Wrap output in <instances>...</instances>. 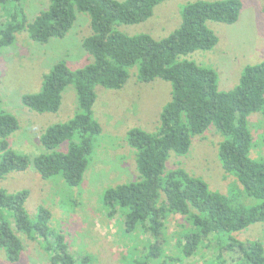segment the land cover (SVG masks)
Returning a JSON list of instances; mask_svg holds the SVG:
<instances>
[{"label":"trees","instance_id":"16d2710c","mask_svg":"<svg viewBox=\"0 0 264 264\" xmlns=\"http://www.w3.org/2000/svg\"><path fill=\"white\" fill-rule=\"evenodd\" d=\"M23 1L0 0L2 6L12 5L7 9V19L0 23V49L10 45L15 32L23 28L38 43L63 37L73 25L76 11L88 13L92 31L82 40L92 62L72 70L64 60L58 61L43 75L39 92L22 96L26 107L42 113L59 109L62 93L69 84L77 94L75 114L65 122L47 126L40 135V142L47 149L65 141L68 148L62 153L35 156L33 164L39 175L49 178L60 174L70 186L80 183L92 154L93 140L101 131L93 118L95 86L119 89L129 77V68L137 65L140 81L161 78L171 82L170 100L162 108L155 131L138 127L127 131V142L135 149L138 177L104 190L102 200L107 214L112 216L121 210L125 232L140 227L156 239L164 220L171 214H180L189 224L177 241L184 257L194 255L203 241L212 237L219 252L208 264H228L222 249L238 250L246 264H264L261 241H242L233 235L252 223L264 224V159L250 157L253 136L247 125L253 112L259 111L264 117V60L245 65L232 89L219 90L213 68L179 59L180 55L212 48L218 38L206 21L235 22L241 1L187 2L180 11V24L162 38L146 33L127 35L115 26L146 20L154 7L165 0H49L48 7L30 22ZM211 125L222 136L217 150L222 169L237 179L240 191L257 200L255 204L237 203L182 168L165 169L170 151L186 154L192 138ZM18 127L16 117L0 104V179L10 172L25 170L30 163L26 155L9 146L8 136ZM27 197L25 189L8 192L0 188V246L8 260L17 261L23 249L13 222L15 229L29 239L40 238L51 264H89L90 256L74 257L64 236L50 228L49 210L39 207L36 218L30 219L25 208ZM159 254L156 240L144 257L135 258L132 263L149 264ZM173 260L170 257L162 262Z\"/></svg>","mask_w":264,"mask_h":264},{"label":"rangeland","instance_id":"374dc122","mask_svg":"<svg viewBox=\"0 0 264 264\" xmlns=\"http://www.w3.org/2000/svg\"><path fill=\"white\" fill-rule=\"evenodd\" d=\"M191 1L195 0L162 1L146 20L119 24L115 28L127 35L146 33L154 38L165 37L180 24V11ZM240 1L242 8L235 22L206 21L218 38L212 48L179 56V59L213 68L217 72L219 90L232 89L245 65L264 60V0ZM22 4L30 22L48 7L49 0H25ZM11 8L9 4L0 5V23L7 19V9ZM91 32L88 13L76 11V19L63 37H51L46 43H38L30 38L27 28H23L15 32L10 45L0 49V104L16 117L19 125L8 136L9 146L30 159L25 170L10 172L0 179V188L8 192L27 190L25 208L30 219L36 218L39 207L49 210L50 228L64 236L68 251L74 257L90 256L89 264H133L135 258L148 253L156 240L160 254L151 258L149 264H163L162 260L170 257L174 260L166 264H208L219 252L214 238L204 240L189 257H184L178 247L183 229L189 227L184 216L169 215L156 239L140 227L131 233L125 232L122 211L118 209L112 216L108 215L102 200L107 188L137 179L135 149L127 142V131L138 127L153 132L158 128L162 108L170 100L171 82L161 78L140 81L135 65L129 68V77L121 88L96 85L93 118L101 131L93 140L92 154L80 183L70 186L60 174L42 178L35 169V156L67 151L68 141L47 149L40 142V135L47 126L71 118L77 111L78 99L75 87L69 84L62 93L59 109L40 113L26 107L22 96L39 92L43 75L58 61L64 60L72 70L92 62L82 45V40ZM247 125L253 136L249 155L264 159L263 115L259 111L251 113ZM221 139L216 128L209 126L204 133L192 138L186 154L170 151L165 169L182 168L205 180L211 190L233 197L237 203L255 204L257 200L240 191L237 179L222 169L217 153ZM12 226L23 249L17 261H10L0 246V264H51L39 237L29 239L15 229L13 222ZM233 235L242 241L259 240L264 244V224L252 223ZM221 252L228 264H246L238 250L222 249Z\"/></svg>","mask_w":264,"mask_h":264}]
</instances>
